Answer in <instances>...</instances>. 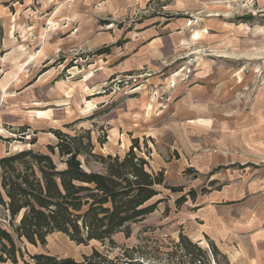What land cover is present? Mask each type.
<instances>
[{
  "label": "rangeland",
  "instance_id": "obj_1",
  "mask_svg": "<svg viewBox=\"0 0 264 264\" xmlns=\"http://www.w3.org/2000/svg\"><path fill=\"white\" fill-rule=\"evenodd\" d=\"M106 47L109 55H96ZM135 57L145 66L123 72ZM54 131H90L102 156L123 157L131 139L141 149L146 140L151 167L183 192L163 191L128 239L113 238L112 252L53 233L44 246L25 244L28 255L80 261L93 249H125L147 264L233 263L232 252L255 245L242 215L264 230V0H0V157L45 153ZM203 188L222 195L215 216L233 221L234 241L205 235L195 214ZM190 190L198 199L176 208ZM180 234L204 255L179 245Z\"/></svg>",
  "mask_w": 264,
  "mask_h": 264
},
{
  "label": "trees",
  "instance_id": "obj_2",
  "mask_svg": "<svg viewBox=\"0 0 264 264\" xmlns=\"http://www.w3.org/2000/svg\"><path fill=\"white\" fill-rule=\"evenodd\" d=\"M108 52L106 47L96 55ZM52 133L57 142L47 145L45 153L26 149L0 157V209L4 214V223L0 222V264H17L19 260L27 264H147L143 257L125 249L111 256L110 252L118 249L113 238L122 233L128 239L130 226L145 220L165 200L160 198L163 191L182 194L183 188L169 186L164 170L151 167L146 140L141 149L139 139H131L123 157L102 156L94 153L90 131ZM91 163L98 164L100 171L84 167ZM206 192L203 188L200 194ZM196 198L197 193L190 190L176 199L175 207ZM53 233L64 235L76 245L99 242L111 251L93 249L80 261L25 252V244L44 246ZM178 238L179 245L191 246L195 254L204 255L185 236L180 234ZM208 245L215 261L219 251L214 243Z\"/></svg>",
  "mask_w": 264,
  "mask_h": 264
},
{
  "label": "crops",
  "instance_id": "obj_3",
  "mask_svg": "<svg viewBox=\"0 0 264 264\" xmlns=\"http://www.w3.org/2000/svg\"><path fill=\"white\" fill-rule=\"evenodd\" d=\"M143 60L141 59H137L135 58H129L125 60V67H121L122 71L125 72L124 70H126V72H129L130 70H134L135 68H137L138 66L140 67H144L145 65L142 64ZM151 138V140L153 141V137H149ZM191 169V168H190ZM192 170V169H191ZM213 182V181H212ZM207 195H209L208 197H206V195H202V197L205 198V202L196 205L195 209H196V217L197 218H201L200 216L203 217V220L201 218V220L204 222L205 226L208 228L209 233H205V235H207L211 241L213 242V240H215L216 238H218V236H222L225 238H232V240H235V233L238 234L236 232V230L234 228H230L229 225H231L232 227V222L231 221L229 223V221L226 223V221H220L218 219L217 216H215L217 214V204H221L222 200V195L220 197V199H212L213 196V192H209ZM200 196V195H199ZM207 198V199H206ZM198 199V197H197ZM199 216V217H198ZM242 226H244V229L242 230L243 235H247L248 239H253L255 238V245L251 246L248 245L249 247L247 249L244 250H240L239 252H232L233 254V263L231 261V263L229 262V264H238L239 262L241 264H264V230H259L257 231L255 229V227L258 226H254L250 227V213H246L242 215ZM236 221V219L234 220V222ZM262 221H258V225H262L261 223ZM261 223V224H260ZM222 227L224 229V231L222 230ZM218 228V229H217ZM213 229H215V231H213ZM261 229V228H258ZM221 232V234H220ZM198 231L193 232L192 234V238H190V240H194L195 242H199L200 238L198 236ZM250 235V236H249ZM261 238V239H260ZM251 244H253L251 242ZM237 254V255H234Z\"/></svg>",
  "mask_w": 264,
  "mask_h": 264
}]
</instances>
